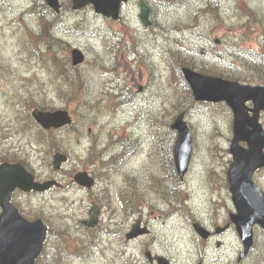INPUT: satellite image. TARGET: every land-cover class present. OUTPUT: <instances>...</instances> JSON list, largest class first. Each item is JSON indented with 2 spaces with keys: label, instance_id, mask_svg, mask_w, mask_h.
<instances>
[{
  "label": "rangeland",
  "instance_id": "obj_1",
  "mask_svg": "<svg viewBox=\"0 0 264 264\" xmlns=\"http://www.w3.org/2000/svg\"><path fill=\"white\" fill-rule=\"evenodd\" d=\"M60 1L66 27L52 30L46 23L40 27V14L55 19L44 0H0V163L20 161L37 180L60 183L45 192L13 194L28 218L49 226L37 264H152L147 252L172 264H264L260 225L242 260L235 224L211 240L194 227L198 222L216 233V225L225 226L236 212L228 179L234 114L224 102L191 105L192 89L182 73L184 66L201 73L221 69L215 52L231 61L230 49H243L235 66L247 75V57L264 52V0H129L119 20L87 6L79 13L81 24L67 16L70 2ZM141 1L151 10L148 27L140 19ZM35 2L40 14H25ZM251 11L255 16L247 21ZM51 30L64 41L51 39ZM121 37L123 45L111 50ZM73 48L86 56L77 66ZM178 50L191 65L179 64ZM175 71L181 72L178 80ZM36 107L68 110L73 122L46 131L32 115ZM181 111L193 137L183 180L166 162L171 144L174 159L178 131L172 125ZM57 152L68 156L61 169L54 165ZM80 171H95L100 181L94 188L81 185L75 180ZM254 179L264 189V169ZM136 187L144 196H135ZM94 200L102 211L90 228L85 221ZM139 218L151 233L128 240Z\"/></svg>",
  "mask_w": 264,
  "mask_h": 264
},
{
  "label": "water",
  "instance_id": "obj_2",
  "mask_svg": "<svg viewBox=\"0 0 264 264\" xmlns=\"http://www.w3.org/2000/svg\"><path fill=\"white\" fill-rule=\"evenodd\" d=\"M56 10H59V0H47ZM74 8H81L92 3L97 12L107 17L119 19L123 2L128 0H73ZM149 7L141 1L140 18L147 26L150 24ZM218 41V40H217ZM75 65L85 60V54L79 49L72 50ZM183 74L190 84L198 101H226L234 112V138L231 144L233 161L228 171L230 190L237 212L231 213V221L235 223L243 240L244 257L254 244V226L259 224L264 228V191L255 183L254 174L264 167V125L260 121L264 110V85L245 84L238 80L202 74L189 67H184ZM253 102L254 106H250ZM252 112V114H251ZM33 116L45 128L62 127L71 122L67 110L45 111L39 108L33 110ZM181 112L172 128L179 131L174 148L175 163L181 178L189 170L192 157V131ZM247 142L244 147L241 142ZM67 156L61 152L55 155V166L60 168ZM76 179L84 185L92 186L93 180L82 172ZM55 181L38 182L34 176L21 164H0V264H35L42 251L48 227L41 218L28 220L12 201V193L20 188L23 191H45ZM98 207L91 210L92 217L86 224L93 226L98 221ZM197 231L204 237L209 231L196 223ZM221 230V229H219ZM147 229L135 224L128 233V238H134ZM160 264H170L162 258Z\"/></svg>",
  "mask_w": 264,
  "mask_h": 264
},
{
  "label": "trees",
  "instance_id": "obj_3",
  "mask_svg": "<svg viewBox=\"0 0 264 264\" xmlns=\"http://www.w3.org/2000/svg\"><path fill=\"white\" fill-rule=\"evenodd\" d=\"M206 10H210V9H203V11H206ZM250 15L252 16V18H253V16H255L252 11L249 13V16H247L245 14L246 19H247V17L249 18V19H247V21H249V20L252 21V19L250 18ZM195 16H197L196 13H195ZM246 19H245V21H246ZM254 19L259 23L258 19H256V18H254ZM260 24L263 25L262 22ZM248 29H250V28L248 27ZM50 34H53V33H50ZM50 38L53 39L54 41H60V42L63 41L61 38H58L55 35H50ZM117 43H118L117 40L113 43V48H114L115 51H116ZM214 43H215V41H214ZM230 50H231L230 53H231V56L233 57V60L226 61L225 58H223L224 57L223 54H218L217 52H215L214 56L218 59L217 62H219V61L223 62L220 65L221 69L220 68L219 69L214 68V69H212L210 71L209 70L205 71L204 73L220 75V76H223V77H226V78H231V79H238V80H246L247 79V80H253V81L258 82V83H264V52H263L262 55H258L257 57H253L252 55H251V57H247V71H248V74L246 75V73L245 74L244 73H240V70L236 69V68H238V66H235L236 63H237V53L238 52L245 53L244 52L245 50H243V49H237V50L230 49ZM233 51L236 52V54L232 53ZM175 52H178L176 55H179L180 58H181V60H179V64L184 65L185 63H187L185 61L186 60V56L182 55L183 54L182 50L181 51L178 50V51H175ZM247 54L250 55L249 52ZM187 65H191V64L187 63ZM61 72H63V70ZM181 76L182 75H181L180 71H175L176 80H178ZM189 94L191 96V92H189ZM193 104H197L195 102V100L194 101L191 100V105H193ZM166 153H167V151L165 150L164 153L162 154V159L161 160H163V158L166 156ZM166 158H167L166 162L170 166L171 170H173L172 173L176 174L175 165H174V159H173V154H172V144H171L170 157L166 156Z\"/></svg>",
  "mask_w": 264,
  "mask_h": 264
},
{
  "label": "flooded vegetation",
  "instance_id": "obj_4",
  "mask_svg": "<svg viewBox=\"0 0 264 264\" xmlns=\"http://www.w3.org/2000/svg\"><path fill=\"white\" fill-rule=\"evenodd\" d=\"M69 2H70V0H68V4H69ZM63 9H65V6H63ZM69 9H71V7L69 8ZM75 13V11H73V10H70L69 12H68V14H67V16H72L73 14ZM64 12H61V13H59V14H54L55 15V19H53V21H56L57 20V18H61L62 20H64ZM136 137V136H135ZM144 137V136H143ZM146 138H148V136L147 137H144V140H142V139H140L139 137H137V139H140V140H142L143 142H145V140H146ZM9 162H11V163H15V162H18V161H15V160H11V161H9ZM20 162V161H19ZM25 165V164H24ZM26 166V165H25ZM27 167V169L28 170H30V168L28 167V166H26ZM30 171H32V170H30ZM110 172H112V171H110ZM88 173L91 175V177L94 179V187L97 185V183H98V181H100L97 177H99L98 176V173H97V177L94 175V173H95V171H88ZM134 181V180H133ZM92 186V188H94ZM139 193V191H138V188L136 187V192H135V196H137L138 197V194ZM140 194H142L143 196H144V193H140ZM142 196V197H143ZM95 204H97V206H98V208H99V211H100V214H101V211H102V209H101V205H100V203H99V201H93ZM137 202V201H136ZM142 204H144L145 206H148V203H146V202H143ZM141 205V204H140ZM137 222H141V225L143 226V227H147L148 229H150L149 228V226L144 222V220L141 218H139V219H137V221H136V223ZM216 230H215V232L216 233H214V232H210V234H209V237H208V239L207 240H211V238L215 235V234H219L220 233V230H219V228H217V225H216ZM149 233H151V230H150V232ZM148 233V234H149ZM134 240H136V239H134ZM218 244L219 245H221V243H219L218 242ZM239 260H241V259H239ZM155 262H152V264H154ZM198 264H205L204 263V261L203 260H200L199 261V263Z\"/></svg>",
  "mask_w": 264,
  "mask_h": 264
},
{
  "label": "bare ground",
  "instance_id": "obj_5",
  "mask_svg": "<svg viewBox=\"0 0 264 264\" xmlns=\"http://www.w3.org/2000/svg\"><path fill=\"white\" fill-rule=\"evenodd\" d=\"M142 139V138H141Z\"/></svg>",
  "mask_w": 264,
  "mask_h": 264
}]
</instances>
